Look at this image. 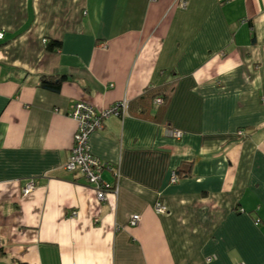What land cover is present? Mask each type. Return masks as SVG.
<instances>
[{"label": "crops", "instance_id": "1", "mask_svg": "<svg viewBox=\"0 0 264 264\" xmlns=\"http://www.w3.org/2000/svg\"><path fill=\"white\" fill-rule=\"evenodd\" d=\"M0 32V264H264V0H0ZM123 98L87 138L98 202L67 113Z\"/></svg>", "mask_w": 264, "mask_h": 264}, {"label": "built area", "instance_id": "2", "mask_svg": "<svg viewBox=\"0 0 264 264\" xmlns=\"http://www.w3.org/2000/svg\"><path fill=\"white\" fill-rule=\"evenodd\" d=\"M179 1L180 5L184 6L185 0ZM1 38L2 33L0 32V39ZM161 102V98H155L153 100V105H159ZM126 108L127 100L125 98L100 110L95 109L85 102H75L67 113V115L75 122V130L72 135V144L68 152L67 160L63 164V169L67 172L80 175L92 188L98 202H104L106 196L110 193H117L118 172L89 152L87 138L91 132L102 128L103 120L105 118L109 116H123ZM162 126L167 135L176 139L182 136L180 130L173 129L167 124H163ZM105 169L113 173L115 178V183L113 185L102 180L101 173ZM177 179L178 175L176 174V171H173L171 173L170 182L174 183ZM33 189L34 182L30 179L22 187L21 194H28ZM154 211L163 214L167 211V208L159 201H156L154 203ZM72 215H74V213H72ZM138 220L139 216L137 214H132L129 216L127 224L134 226Z\"/></svg>", "mask_w": 264, "mask_h": 264}, {"label": "trees", "instance_id": "3", "mask_svg": "<svg viewBox=\"0 0 264 264\" xmlns=\"http://www.w3.org/2000/svg\"><path fill=\"white\" fill-rule=\"evenodd\" d=\"M44 46H45V49L47 51L51 52V51H55L56 49H58L60 46V43L57 40L46 39ZM64 79H65L64 76H59L58 78H54L52 76H41L39 85H40V87L51 90V91H58L60 83ZM167 97H168V93L164 92V91H163V93H161L159 95L158 94L153 95L152 96V105H153V100L155 98H161L162 102L159 105H162L165 102V100L167 99ZM159 105H156V106L153 105V106L156 108ZM186 173H187V170H185V169H183V170H181L179 168L176 169V174L178 176H184V175H186Z\"/></svg>", "mask_w": 264, "mask_h": 264}]
</instances>
